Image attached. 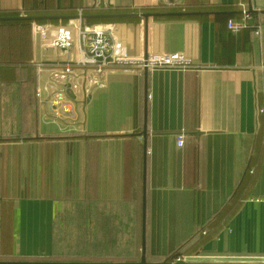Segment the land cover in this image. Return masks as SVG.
<instances>
[{
  "label": "crops",
  "instance_id": "crops-1",
  "mask_svg": "<svg viewBox=\"0 0 264 264\" xmlns=\"http://www.w3.org/2000/svg\"><path fill=\"white\" fill-rule=\"evenodd\" d=\"M97 1L0 0V17L182 13L82 20L117 56L192 68L89 69L66 91L74 117L54 119L35 64L74 59L76 42L44 56L33 21L0 24V264L135 262L142 231L147 261H264V12L232 32L249 0ZM62 235H91L89 249ZM107 235H131V255Z\"/></svg>",
  "mask_w": 264,
  "mask_h": 264
},
{
  "label": "built area",
  "instance_id": "built-area-1",
  "mask_svg": "<svg viewBox=\"0 0 264 264\" xmlns=\"http://www.w3.org/2000/svg\"><path fill=\"white\" fill-rule=\"evenodd\" d=\"M101 3L99 0L96 5ZM80 15V12L78 13ZM249 13L243 9L239 19L229 18L227 28L237 32L246 26ZM67 28V29H66ZM66 28L55 29L50 25L35 20L32 22V32L35 35L40 54L48 56L49 52H69L74 43L77 45V55L73 58L59 59L54 62H38L37 70L46 71L49 75L47 82V102L54 117H64L65 120L74 117L68 101L67 89H77L80 78L89 80V69L101 72L104 68L118 67L129 70L134 68L161 69L175 68L187 70L192 68L190 61L183 54H150L146 58L121 57L113 53L110 30L101 24H87L81 18L72 17L67 20ZM54 31V33H53ZM36 97L41 93L37 89ZM184 135L178 134V145L183 144ZM177 259V258H176ZM175 260V259H174Z\"/></svg>",
  "mask_w": 264,
  "mask_h": 264
},
{
  "label": "water",
  "instance_id": "water-1",
  "mask_svg": "<svg viewBox=\"0 0 264 264\" xmlns=\"http://www.w3.org/2000/svg\"><path fill=\"white\" fill-rule=\"evenodd\" d=\"M172 1V0H170ZM264 12V0H249L248 2V13H255V12ZM182 13H98V14H92V15H73V17L86 19V18H109V17H135L140 15L143 17V20L145 23H147L149 17L153 16H163V15H179ZM70 16H31V15H19V16H2L0 17V20H44V19H55V18H69ZM146 58V56H144ZM144 75L146 77L147 75V68L144 67ZM143 137L145 136V130L142 132ZM144 180V175H143ZM144 216H145V210H144V201L142 205V224L144 223ZM68 264H264V261H189L184 258L178 257L175 260H162V261H147L146 260V248H145V234L142 231L141 233V245H140V257L139 261L135 262H97V263H83V262H71Z\"/></svg>",
  "mask_w": 264,
  "mask_h": 264
},
{
  "label": "rangeland",
  "instance_id": "rangeland-1",
  "mask_svg": "<svg viewBox=\"0 0 264 264\" xmlns=\"http://www.w3.org/2000/svg\"><path fill=\"white\" fill-rule=\"evenodd\" d=\"M42 22L48 23V21H46V22L42 21ZM90 236L91 235H62V239L67 244H74V245L76 244L79 247L81 246L85 249L86 248L89 249V241H91V239H92V238L89 239ZM92 237H93V235H92ZM107 237H108V240L105 241L104 245L109 246L111 248L110 250L120 249L121 252H126L125 254L127 256L131 255L130 244L133 241L130 239L132 237L131 235H107ZM107 237H105V238H107ZM98 238H100V236ZM98 238H96L94 236L93 243L97 242L98 245H101V241L97 240ZM136 261H139L138 256L136 257Z\"/></svg>",
  "mask_w": 264,
  "mask_h": 264
},
{
  "label": "trees",
  "instance_id": "trees-1",
  "mask_svg": "<svg viewBox=\"0 0 264 264\" xmlns=\"http://www.w3.org/2000/svg\"><path fill=\"white\" fill-rule=\"evenodd\" d=\"M117 12V10H115ZM114 12V11H113ZM168 16H156L155 18H167ZM135 18H102V19H87V22H101V21H109V20H131ZM21 23H30V20L22 19V20H0V24H21ZM178 257H181V253L179 251H175L167 257V260H174Z\"/></svg>",
  "mask_w": 264,
  "mask_h": 264
}]
</instances>
